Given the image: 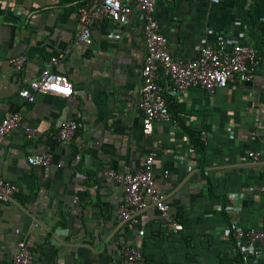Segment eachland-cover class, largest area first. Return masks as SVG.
Returning a JSON list of instances; mask_svg holds the SVG:
<instances>
[{
  "label": "crops",
  "instance_id": "0c3cea01",
  "mask_svg": "<svg viewBox=\"0 0 264 264\" xmlns=\"http://www.w3.org/2000/svg\"><path fill=\"white\" fill-rule=\"evenodd\" d=\"M87 1L0 0V121L21 116L0 145V176L16 187L10 202H0V264H12L20 241L31 250L32 264H119L122 241L145 244L150 259L136 264L163 258L167 264H247L227 231L224 206L230 199L244 227L264 221L257 192L264 161L248 158L249 151L264 150V63L251 82L212 94L191 88L170 97L160 76L167 109L180 124L154 122L145 136L138 107L142 21L137 13L127 25L101 21L84 45L75 39L76 12ZM154 16L175 59L195 58L205 42L223 39L230 47L245 36L264 59V0H156ZM66 51L52 72L72 82L73 95H39L32 103L21 98L19 90ZM19 55L25 63L16 71L9 60ZM65 120L80 124L69 142L56 135ZM25 128L34 131L31 138ZM192 139L203 142V155ZM152 150L156 188L183 229H166L149 208L140 236L118 221L122 190L102 169L136 171ZM44 152L51 155L49 166L28 164L29 155Z\"/></svg>",
  "mask_w": 264,
  "mask_h": 264
},
{
  "label": "built area",
  "instance_id": "2783aa9c",
  "mask_svg": "<svg viewBox=\"0 0 264 264\" xmlns=\"http://www.w3.org/2000/svg\"><path fill=\"white\" fill-rule=\"evenodd\" d=\"M156 0H88L77 8L76 33L77 42L84 45L92 43L91 32L101 21H112L120 25H127L132 16L137 13L142 21L145 56L141 69L140 99L138 107L143 115L142 132L148 136L152 132L154 122H171L179 126L180 122L167 109L164 88L159 83L162 76L166 83V93L170 97L185 95L191 88H199L208 94L216 90L225 89L230 83L251 82L259 70L264 59L259 57L255 48L243 37L240 43L228 47L223 39L214 44L205 42L199 47L195 58L179 60L172 57L167 39L160 33L154 16ZM263 37H264V19ZM68 52L49 60L40 74L31 80L26 87L19 90V96L29 103L35 101L39 95H52L69 98L73 95V84L65 76L53 73L56 67L66 58ZM25 63L24 56L19 55L9 60V65L20 71ZM19 113L0 121V145L20 122ZM189 123V122H188ZM191 124V123H190ZM80 124L75 120H65L57 128L56 135L64 142L71 141ZM28 138L34 131L25 128ZM200 138L205 141V134ZM194 150L191 149V153ZM157 154L149 152L138 169L132 172H116L104 167L102 176L120 185L122 201L117 210L118 221L130 229L137 230L140 236V221L143 213L154 208L158 211L164 227L168 230H182V225L170 214L165 195L159 192L155 185L154 160ZM251 161H264V150L249 151ZM27 162L33 167H47L51 163V155L47 152L33 153L27 157ZM167 175V172H165ZM16 187L0 176V202H10ZM264 202V186L257 189ZM75 202L78 198L75 197ZM224 211L228 214L227 231L236 242L242 260L247 264H258L264 257V221L260 227H244L240 220V210L234 208L227 199ZM120 263L136 264L143 260L138 248L126 241L119 244ZM33 254L26 242L20 241L16 245L12 264H32Z\"/></svg>",
  "mask_w": 264,
  "mask_h": 264
},
{
  "label": "trees",
  "instance_id": "16d2710c",
  "mask_svg": "<svg viewBox=\"0 0 264 264\" xmlns=\"http://www.w3.org/2000/svg\"><path fill=\"white\" fill-rule=\"evenodd\" d=\"M191 144L196 151L200 152L202 155L204 154L203 142L196 141V140L192 139ZM223 204H225V203H223ZM179 223H181V221H179ZM227 224H228V220H227ZM182 229H183V226H182ZM177 232H179V231H177ZM144 234H145V232H143V236H144ZM144 247H145V244H142L141 247H139V248L137 247V248H138L139 252L141 253L143 260L148 261L150 259V257L146 254ZM161 264H167L166 258L162 259Z\"/></svg>",
  "mask_w": 264,
  "mask_h": 264
},
{
  "label": "water",
  "instance_id": "95a60500",
  "mask_svg": "<svg viewBox=\"0 0 264 264\" xmlns=\"http://www.w3.org/2000/svg\"><path fill=\"white\" fill-rule=\"evenodd\" d=\"M140 242H141V237H138L137 245H139Z\"/></svg>",
  "mask_w": 264,
  "mask_h": 264
}]
</instances>
